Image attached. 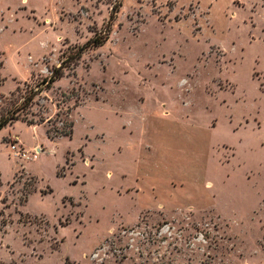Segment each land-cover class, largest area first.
<instances>
[{
	"label": "rangeland",
	"instance_id": "obj_1",
	"mask_svg": "<svg viewBox=\"0 0 264 264\" xmlns=\"http://www.w3.org/2000/svg\"><path fill=\"white\" fill-rule=\"evenodd\" d=\"M115 2L0 0V264H264V0Z\"/></svg>",
	"mask_w": 264,
	"mask_h": 264
},
{
	"label": "trees",
	"instance_id": "obj_2",
	"mask_svg": "<svg viewBox=\"0 0 264 264\" xmlns=\"http://www.w3.org/2000/svg\"><path fill=\"white\" fill-rule=\"evenodd\" d=\"M122 5V0H116L115 3H111V13L108 25H111V23L115 20ZM102 35V33L95 32V36L91 40H89L82 49H80L74 55L64 56V58L60 62V65L51 69L50 77L46 79L47 86H52L60 81L65 76L66 70L77 67V62L82 59V55L85 53V51H87L88 49L93 50L102 47L109 39L108 34H105V36ZM40 86L41 85L30 88V90L27 91V94H25L24 96L21 95V93L23 92L22 89H18L16 92L11 94V97L17 96L19 98V101L15 106L16 108L11 112L10 115L8 114V116L2 117L0 119V131L8 126L13 125L14 122L19 121L20 114L28 111L33 106L35 98L40 94L41 91H43L41 90ZM51 132L52 131H49L48 134H51ZM55 132L56 137H70L73 134V130L66 132L57 129Z\"/></svg>",
	"mask_w": 264,
	"mask_h": 264
},
{
	"label": "built area",
	"instance_id": "obj_3",
	"mask_svg": "<svg viewBox=\"0 0 264 264\" xmlns=\"http://www.w3.org/2000/svg\"><path fill=\"white\" fill-rule=\"evenodd\" d=\"M13 149L16 150V146L13 147ZM16 155H17V156H22V157H26V156H27L26 153H22L21 151H17V152H16Z\"/></svg>",
	"mask_w": 264,
	"mask_h": 264
},
{
	"label": "crops",
	"instance_id": "obj_4",
	"mask_svg": "<svg viewBox=\"0 0 264 264\" xmlns=\"http://www.w3.org/2000/svg\"><path fill=\"white\" fill-rule=\"evenodd\" d=\"M157 205H158V207H157L156 209H158L159 207H163V206H164V205L161 204V203H158Z\"/></svg>",
	"mask_w": 264,
	"mask_h": 264
}]
</instances>
